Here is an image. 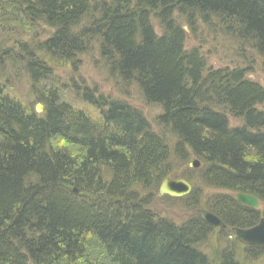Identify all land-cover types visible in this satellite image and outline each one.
<instances>
[{
  "label": "trees",
  "instance_id": "1",
  "mask_svg": "<svg viewBox=\"0 0 264 264\" xmlns=\"http://www.w3.org/2000/svg\"><path fill=\"white\" fill-rule=\"evenodd\" d=\"M174 14L193 39L205 29L264 64V0H0V264H213L198 249L212 228L196 213L178 225L149 210L171 155L141 111L84 87L78 97L93 116L51 82L49 61L75 69L94 44L113 83L160 106L155 123L176 140L174 159L200 163L185 174L192 186L198 175V188L158 201L193 212L200 184L216 191L204 201L231 238L217 264L239 263L230 229L264 218V112L255 109L264 89L240 68L203 76L207 61L186 48ZM38 26L49 31L43 41L24 43ZM20 73L42 115L7 92ZM238 193L261 210L237 203ZM245 250L250 262L264 257V247Z\"/></svg>",
  "mask_w": 264,
  "mask_h": 264
},
{
  "label": "rangeland",
  "instance_id": "2",
  "mask_svg": "<svg viewBox=\"0 0 264 264\" xmlns=\"http://www.w3.org/2000/svg\"><path fill=\"white\" fill-rule=\"evenodd\" d=\"M175 18L177 20L176 22L181 27H186L183 19H180L177 15H175ZM151 24L154 27V30H158L159 24L156 19H151ZM42 29L44 30L40 31ZM31 31L32 36L23 37L24 43L29 40L31 41L33 39L32 37H35V40L37 39L35 42H42L46 34L49 33L48 30L42 27H39L38 31L35 27H32ZM201 31L203 32V35L196 38L194 37V39L188 33L185 45L186 48L189 49L197 47L206 59L207 62L204 66V72L202 74L203 76H205L207 72H212L216 69L225 68L231 72L237 68H241L244 70L246 74L245 76L248 80L251 79L254 82H257L264 89V64L262 65V59L255 56L251 51H249V48L247 47H244V49L239 48L237 45L230 42L229 39L221 38L219 35L214 36L208 33L205 29H201ZM32 43L33 42H30L28 47H30ZM48 65L49 68L52 65V69L50 68L52 70V77L50 80L51 82H55L56 88L61 92L64 98L73 106L81 110H85L93 116H96L94 110L90 107H87V105H85L78 97V92L81 93L84 87L90 90H96L98 95H103L104 97H107L111 100L114 99L124 102L140 110L146 120L149 122L151 130L164 138L167 146L170 148V174L173 173V170L174 174H169L166 177L171 180L178 178L186 180L185 177H188L189 175H185V166L179 165L173 156V147L176 140L174 139L173 135L170 136L166 132L162 131V129L159 128L155 123L158 116L162 114L160 106L147 104L142 98V95L136 85H132L127 89V91H124L119 85L117 86L115 83H113L107 77L106 71L101 64L96 44L91 45V48L84 54L77 56L75 69H73L71 64L58 65L53 60L49 61ZM9 75L11 79L8 81L9 89L7 92L11 96L17 98L23 105L26 107L29 106L31 110L34 111L35 105L39 104V102L36 100L35 92L30 88L29 78L25 76V73H20L16 76L14 74ZM45 84L49 86L48 82ZM40 105L42 104L40 103ZM42 108V111H44L43 105ZM257 108L258 110L264 112V103L259 105ZM228 121L229 124L235 128L241 125V119L228 116ZM194 161H196L194 158H188L189 165ZM189 165H187L188 169L190 168ZM198 168H200V166ZM194 177H196L194 179H199L198 175ZM194 179L192 180V189L193 187L198 188V184ZM188 183L191 184L190 182ZM199 191L202 193L198 206L208 211V206L205 204L204 200L217 192L208 190L201 184L199 186ZM186 197L182 199H185ZM151 209L154 210L157 215H159V217L170 219L179 225L184 220H187L190 216H192L193 213H196L199 208L193 212H189L190 210H188V207L182 203H172L169 201L159 202L158 200H154L153 204L151 205ZM259 210H261V208ZM211 231L212 232L207 235L205 241L199 245L198 249H200L199 251L207 256L210 261L212 260L211 263L217 264L219 260L218 254L226 246H229L228 243L231 244V238L229 236H225L226 238H221L219 229L214 228ZM224 235L225 233H223V236ZM232 247L234 251H236V254L244 259L245 264H264V257L250 262L245 255L246 250L243 245H236Z\"/></svg>",
  "mask_w": 264,
  "mask_h": 264
},
{
  "label": "water",
  "instance_id": "3",
  "mask_svg": "<svg viewBox=\"0 0 264 264\" xmlns=\"http://www.w3.org/2000/svg\"><path fill=\"white\" fill-rule=\"evenodd\" d=\"M42 112V106H35V113L40 114ZM198 163L190 164L191 167H197ZM191 185L182 180L178 179L175 182H171L167 179L163 180L158 189V196H168L171 198H182L188 195L191 191ZM236 201L242 205L248 206L257 210L259 208V202L251 195L237 194ZM199 217L204 223L211 227H218L221 229L225 228V225L213 214L205 210L198 211ZM234 233L238 242L247 246H263L264 247V219H260L259 223L248 229L233 228Z\"/></svg>",
  "mask_w": 264,
  "mask_h": 264
},
{
  "label": "bare ground",
  "instance_id": "4",
  "mask_svg": "<svg viewBox=\"0 0 264 264\" xmlns=\"http://www.w3.org/2000/svg\"><path fill=\"white\" fill-rule=\"evenodd\" d=\"M181 29L182 30H184V27H181ZM241 69V68H240ZM259 106V105H258ZM258 106H255V109H257L258 110ZM188 163V160L187 161H180V162H178V164L179 165H181V166H185V170H188V167H187V165H189V163ZM190 166V165H189ZM189 169H191V166H190V168ZM172 174H174V170H173V173ZM172 174H170V175H172ZM165 179H167V180H169V181H171V182H175V181H177L178 179H175V180H171V179H169V178H167V177H164L163 178V180H165ZM182 180H184V179H182ZM184 181H186V180H184ZM163 197H167V198H170V199H175V200H177V198H171V197H168V196H158V191H157V196H156V200H158V199H160V198H163ZM153 204V202L151 203V205ZM151 205L149 206V210L151 211V212H153V214L155 215V216H157V213L154 211V210H152L151 209ZM260 219H263V217H261ZM259 219V220H260ZM231 232V235H232V237L234 238V239H236V237H235V235H234V233L232 232V231H230ZM237 255V254H236ZM237 259H238V264H243V263H245L244 262V259H242L241 258V256H239V255H237ZM211 262H212V260H211Z\"/></svg>",
  "mask_w": 264,
  "mask_h": 264
}]
</instances>
